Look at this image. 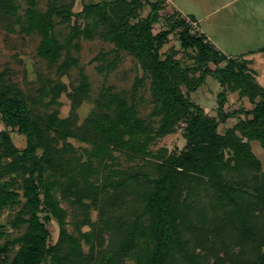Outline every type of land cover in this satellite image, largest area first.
Segmentation results:
<instances>
[{
    "label": "trees",
    "instance_id": "obj_1",
    "mask_svg": "<svg viewBox=\"0 0 264 264\" xmlns=\"http://www.w3.org/2000/svg\"><path fill=\"white\" fill-rule=\"evenodd\" d=\"M28 1L19 16L17 0H0V18L40 35L38 56L57 66L58 80L39 77L35 94L26 93L0 69V219L11 211L9 225L24 229L12 237L0 226V264H264V163L252 147L256 141L264 150V87L252 60L227 57L179 12L166 13L161 25L166 0H100L78 13L77 0ZM61 25L70 27L65 37ZM171 36L193 53L192 66L162 53ZM97 38L114 46L96 58L112 57L101 71H114L125 53L143 76L129 92L102 88L79 123L91 86L72 50ZM74 67L80 83L69 87L61 79ZM209 76L223 88L216 116L189 96ZM146 81L152 111L143 117ZM230 92L253 108L227 111ZM64 93L71 101L66 118L48 111ZM230 118L235 123L220 132ZM179 128L181 152L153 149ZM13 131L26 138L23 149ZM70 139L89 148L79 152ZM63 201L82 214L73 233ZM91 210L98 211L96 222Z\"/></svg>",
    "mask_w": 264,
    "mask_h": 264
},
{
    "label": "rangeland",
    "instance_id": "obj_2",
    "mask_svg": "<svg viewBox=\"0 0 264 264\" xmlns=\"http://www.w3.org/2000/svg\"><path fill=\"white\" fill-rule=\"evenodd\" d=\"M100 0H77L74 12L81 11L84 5L98 2ZM28 0H17L19 5L18 14L23 16L28 8ZM166 10L162 12L163 18L161 25H167L166 13L179 12L184 17L193 19L195 32L204 34L208 40L214 44L218 50L224 55L233 59H248L252 60L251 69L255 74L256 80L264 87L261 80L264 79V0H166ZM38 6L40 9H46V2L39 1ZM149 11L146 5L142 15L145 16ZM76 19V18H75ZM74 19V20H75ZM57 31L63 37L67 36L70 32L68 25H61ZM41 41L39 34L27 35L22 30L19 24L12 22L9 25L7 21L0 18V69H8L11 79L19 85L26 93L36 92L39 87L38 79L58 80L57 66L51 67L45 60L38 56V47ZM80 51L72 50V54L78 58L79 65L84 69L91 86L90 100H86L78 109L79 123H82L91 112L94 100L98 97L102 88L113 87L117 91L129 92L135 84L137 78L142 77V71L138 62L125 53L121 55L114 71H101V68H106L112 57H106L103 60L96 58L102 54L111 51L114 46L103 42L100 39L92 41L82 40L79 43ZM174 52L176 58L181 59L183 66H192L194 60L192 59L193 53L190 51L182 50L180 44L175 36L170 37V41L162 49V53ZM213 67V66H212ZM64 82L69 87L77 86L80 83V72L78 68H72L68 75L62 77ZM219 81L212 76H209L206 83L199 87L196 92L189 94L190 98L205 111L212 116L218 113L219 99L218 95L222 92ZM183 91L186 93V89ZM140 97L145 101L142 102L140 107L141 116L147 117L152 107L149 103V81H146L143 89L140 92ZM227 111L233 112L239 108L250 110L253 108L248 100H239L237 93H228L227 95ZM45 101H48L46 99ZM57 109L62 118L69 116L71 112V101L64 93L59 99L58 105L50 108ZM235 123L234 118H230L227 124L220 126V132ZM2 128V126L0 127ZM182 129L179 128L177 133L170 135L160 141L153 147L156 151L162 147L167 148L170 152H181L186 141L182 135ZM12 137L15 145L21 149L26 146V138L19 135L16 131L12 132ZM70 142L82 152V149L89 148V146L80 143L77 140L70 139ZM259 142H253L252 147L254 153L264 163V150L260 148ZM262 149V150H261ZM121 166L128 167L121 157ZM62 206L68 212V229L71 233L74 232L73 222L75 217L82 218L80 210L70 203L63 201ZM13 213L5 211L0 219V226L2 229L12 237H17L24 232V229L17 231L12 229L8 221ZM90 217L92 222L98 219V211L91 210ZM51 232V243H55L58 238L59 227L55 220L49 224ZM84 231H89V227H85ZM4 241H0L2 244ZM87 250V246H85ZM16 250H13L11 256H14ZM126 264H134L132 261H127Z\"/></svg>",
    "mask_w": 264,
    "mask_h": 264
},
{
    "label": "crops",
    "instance_id": "obj_3",
    "mask_svg": "<svg viewBox=\"0 0 264 264\" xmlns=\"http://www.w3.org/2000/svg\"><path fill=\"white\" fill-rule=\"evenodd\" d=\"M253 62V61H252ZM257 79V78H256ZM260 79V81L262 80L263 81V83H264V79H262L261 77L259 78Z\"/></svg>",
    "mask_w": 264,
    "mask_h": 264
},
{
    "label": "built area",
    "instance_id": "obj_4",
    "mask_svg": "<svg viewBox=\"0 0 264 264\" xmlns=\"http://www.w3.org/2000/svg\"><path fill=\"white\" fill-rule=\"evenodd\" d=\"M193 26H195V25L193 24ZM183 127H184V126L182 125L181 128H183Z\"/></svg>",
    "mask_w": 264,
    "mask_h": 264
}]
</instances>
